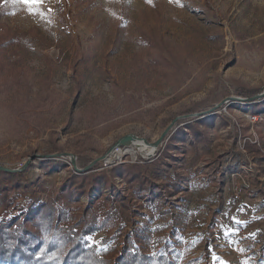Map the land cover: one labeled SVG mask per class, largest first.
<instances>
[{"label": "rangeland", "instance_id": "1", "mask_svg": "<svg viewBox=\"0 0 264 264\" xmlns=\"http://www.w3.org/2000/svg\"><path fill=\"white\" fill-rule=\"evenodd\" d=\"M0 5V33L23 30L38 39L27 48L0 49V164L15 169L30 160L7 180L18 208L44 199L41 188L58 190L77 172L71 156L43 155L73 153L83 168L126 135L154 142L177 116L264 89V0H43L37 14L18 0ZM162 54L169 60L154 62ZM42 99L33 114L30 105ZM108 107L107 117L102 113ZM250 113L260 120L252 122ZM210 115L227 122L210 129V151L204 155L213 149L211 155L196 158L188 133L165 158L162 172L172 163L182 186L167 185L168 171L162 177L149 174L158 186L152 199L167 212L164 220L140 197L145 191L122 177L109 176L95 188L103 196L111 188L128 194L130 221L119 247L126 233L154 222L165 228L158 237L181 240L188 257L200 264H224L232 257L244 264L264 262L246 255L250 240L264 244L254 231L237 227L230 244L215 235L227 193L238 211L245 203L237 192L264 201V104L229 101ZM192 119L180 120L173 132ZM170 136L158 148L142 140L134 142L142 143L137 150L122 146L125 154L118 161L154 159ZM35 154L40 156L31 159ZM109 155L94 166L98 171L110 170ZM90 192L80 197L84 206L96 198ZM105 234L89 239L99 243Z\"/></svg>", "mask_w": 264, "mask_h": 264}, {"label": "trees", "instance_id": "2", "mask_svg": "<svg viewBox=\"0 0 264 264\" xmlns=\"http://www.w3.org/2000/svg\"><path fill=\"white\" fill-rule=\"evenodd\" d=\"M1 8L0 5L3 13ZM36 40L28 31L8 30L0 33V49L27 48ZM168 60V56L162 54L154 62ZM236 84L244 92V85ZM80 89L78 87L77 92ZM44 101L30 105L33 114ZM261 104H264V98L251 102L254 106ZM110 114L111 108L103 110L102 115L108 117ZM226 123L224 119L217 123L214 115L194 118L171 134L158 157L143 163H117L109 171H98V167H94L86 172H73L65 178L60 189L43 187L42 191L46 192L44 199L28 201L27 205L19 208L11 193V185L7 183L13 172L0 170V264H200L199 258L188 257V246L179 238V241H172L171 238L158 237L165 228L156 226L154 222L126 233L123 246L119 247L121 231L130 221L127 197L118 194L113 198L101 193L85 206L80 197L107 184L109 176L122 177L139 191H145L140 197L154 193L157 184L149 174L152 172L155 177H162L165 158L170 157L169 150L177 142H186L190 133L189 146L194 156L200 158L210 151V129L224 127ZM179 177L181 175L174 172L165 175L164 179L168 186L175 188L179 185ZM15 185L21 188L19 183ZM146 201L158 218L164 220L167 212L161 201L151 197ZM113 229L116 232L109 238L107 234ZM101 231L106 232L105 236L99 243H91L89 237ZM106 242L107 246L102 247ZM179 245L184 248H179Z\"/></svg>", "mask_w": 264, "mask_h": 264}, {"label": "crops", "instance_id": "3", "mask_svg": "<svg viewBox=\"0 0 264 264\" xmlns=\"http://www.w3.org/2000/svg\"><path fill=\"white\" fill-rule=\"evenodd\" d=\"M178 146L179 145H177L176 147L179 148ZM212 151L208 153V155H204L202 158H204L205 156L206 157L209 156V154L211 155V153H213ZM172 158L174 161L179 160L178 157L174 155H172ZM168 165H169L168 169L170 170V172L168 169H164L165 172H162V175L167 171L169 174H172L174 171H176V167H174L172 163H169ZM157 190H158V186L155 188L154 193H157ZM229 195L228 193L225 195L223 208L220 212V217H218V225L215 230L216 232L215 235L218 238V240L230 244L231 242H233V239L237 233V227L239 226H243L247 230H252L255 233H257L259 236L264 237V211L262 212L261 210L264 209L263 208L264 206L262 207L260 205V203L262 205L264 204V201H261L262 197H259V199L256 200L255 202L251 198H247V196L241 194V198L243 197V203H245V205L240 211H238L237 210L238 208H236L234 201L229 199ZM244 263L245 261H243V259L240 260L236 257H232L224 264H244ZM261 264H264V262H262Z\"/></svg>", "mask_w": 264, "mask_h": 264}, {"label": "water", "instance_id": "4", "mask_svg": "<svg viewBox=\"0 0 264 264\" xmlns=\"http://www.w3.org/2000/svg\"><path fill=\"white\" fill-rule=\"evenodd\" d=\"M264 98V89L261 90L258 94L252 96V97H248V98H243V97H228L227 99H225L224 101H222L220 104L216 105L215 107L208 109L206 111H200V112H195V113H189V114H184V115H180L175 117L172 122L165 128V130L162 132V134L160 135V137L154 141V142H148L146 140L145 144L147 145H152L155 146L156 148H158L164 141V139H166L167 137L170 136V134L173 132V128L176 126V124L180 121V120H184V119H190V118H201L207 115H210L212 113H214L220 106H222L223 104L229 102V101H244V102H255L258 101L260 99ZM142 139L140 137H134L132 135H126L122 138H120L104 155L99 156L98 158H96L95 160H93L90 164H88L87 166L80 168L77 166V156L73 153H67V152H61V153H54V154H46L43 155L45 158H50V157H59V156H71L72 158V163L74 165V168L77 172H86L89 171L90 169H92L96 164H98L99 162H103L104 160H106L107 156L115 149V148H120L122 146H129L132 147L133 149L137 150L138 147L140 146V144L142 143H134L135 141L139 142ZM40 155L35 154L31 157V159H35L36 157H39ZM152 156V155H150ZM122 161H114V162H109V164H117V163H121ZM30 164V160L26 161L25 164L22 167L19 168H10L7 166H4L2 164H0V170L3 171H8V172H19L23 169H25L28 165Z\"/></svg>", "mask_w": 264, "mask_h": 264}, {"label": "built area", "instance_id": "5", "mask_svg": "<svg viewBox=\"0 0 264 264\" xmlns=\"http://www.w3.org/2000/svg\"><path fill=\"white\" fill-rule=\"evenodd\" d=\"M260 116H259V114H257V113H250L249 114V119L252 121V122H258L259 120H260ZM182 182H183V180L181 181L180 180V182H179V185H181L182 184ZM183 185V184H182ZM181 185V186H182ZM106 190H103L102 192H105ZM106 192H109V194L108 195H106V196H110V197H113L114 196V194L115 195H118V194H122V195H124V196H128V194L127 193H125L124 191H120V190H115V189H110L109 191H106ZM94 195L95 194H100V193H97L96 191L95 192H92ZM126 194V195H125ZM94 195L92 196V199L94 198ZM162 195V194H161ZM97 196V195H96ZM95 196V197H96ZM142 198H143V200H147V199H149L150 197L151 198H153V194L152 193H150V195H145V196H141ZM235 197L237 198V199H240L241 198V195H240V193L239 192H237L236 194H235ZM91 199V198H90ZM91 199V200H92ZM163 201L166 203V205H167V207H169V200H166V199H163ZM133 211H139L140 212V210L139 209H134ZM138 224V223H137ZM156 224V223H155ZM172 239V241H176V240H174L173 238H171ZM175 239H176V237H175ZM262 245H264V244H262V242H260L259 240H256V239H252V240H250V242L248 243V248H249V246H251L249 249L247 248V251H246V255L249 257H252L255 261H261V259H264V249L262 248V247H264V246H262ZM254 264H258V263H254Z\"/></svg>", "mask_w": 264, "mask_h": 264}, {"label": "snow or ice", "instance_id": "6", "mask_svg": "<svg viewBox=\"0 0 264 264\" xmlns=\"http://www.w3.org/2000/svg\"><path fill=\"white\" fill-rule=\"evenodd\" d=\"M19 3L25 4L30 14L38 13V6L42 4L43 0H18ZM172 2V0H170ZM176 3H179V0H175Z\"/></svg>", "mask_w": 264, "mask_h": 264}, {"label": "bare ground", "instance_id": "7", "mask_svg": "<svg viewBox=\"0 0 264 264\" xmlns=\"http://www.w3.org/2000/svg\"><path fill=\"white\" fill-rule=\"evenodd\" d=\"M142 141H144V140H142ZM145 142V141H144ZM153 147H155V146H153ZM156 148V147H155ZM124 154H125V150L124 149H121V148H115L111 153H110V155H109V160L110 161H118V160H120V159H122L123 158V156H124Z\"/></svg>", "mask_w": 264, "mask_h": 264}]
</instances>
